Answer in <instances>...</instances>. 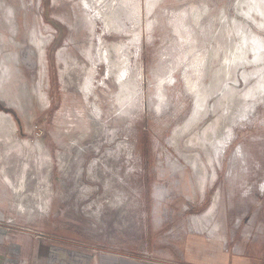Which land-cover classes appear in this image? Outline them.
Instances as JSON below:
<instances>
[{
  "label": "rangeland",
  "instance_id": "rangeland-1",
  "mask_svg": "<svg viewBox=\"0 0 264 264\" xmlns=\"http://www.w3.org/2000/svg\"><path fill=\"white\" fill-rule=\"evenodd\" d=\"M0 113L6 264H264V0H0Z\"/></svg>",
  "mask_w": 264,
  "mask_h": 264
},
{
  "label": "crops",
  "instance_id": "crops-1",
  "mask_svg": "<svg viewBox=\"0 0 264 264\" xmlns=\"http://www.w3.org/2000/svg\"><path fill=\"white\" fill-rule=\"evenodd\" d=\"M2 237V236H1ZM2 242V243H1ZM3 240H0V243H1V245H3ZM4 255H5V253H4V251L2 250H0V264H6L4 261H5V257H4ZM8 263H10V262H8Z\"/></svg>",
  "mask_w": 264,
  "mask_h": 264
},
{
  "label": "bare ground",
  "instance_id": "bare-ground-1",
  "mask_svg": "<svg viewBox=\"0 0 264 264\" xmlns=\"http://www.w3.org/2000/svg\"><path fill=\"white\" fill-rule=\"evenodd\" d=\"M252 7V6H251ZM261 7V6H260ZM240 104V103H239ZM235 112V111H234ZM0 117L2 118V117H4L5 118V116L3 115V114H1L0 113ZM7 119V118H6ZM216 143V142H215ZM213 148V147H212ZM214 148H215V146H214Z\"/></svg>",
  "mask_w": 264,
  "mask_h": 264
}]
</instances>
